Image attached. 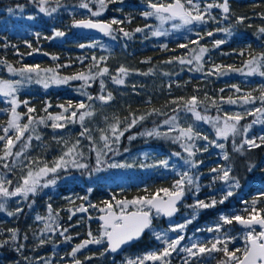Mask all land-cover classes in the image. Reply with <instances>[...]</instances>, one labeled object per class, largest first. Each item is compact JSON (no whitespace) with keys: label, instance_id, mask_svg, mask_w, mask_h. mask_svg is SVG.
Returning a JSON list of instances; mask_svg holds the SVG:
<instances>
[{"label":"trees","instance_id":"16d2710c","mask_svg":"<svg viewBox=\"0 0 264 264\" xmlns=\"http://www.w3.org/2000/svg\"><path fill=\"white\" fill-rule=\"evenodd\" d=\"M54 1L48 0V3ZM62 1L67 2L68 0ZM24 2H31V0H0V80L7 79L9 65L18 69L23 65L37 64L46 69H53L60 76H71L79 72L93 74L99 64L96 59L93 60V57L96 58L99 50L89 46L88 41L94 36L103 39H107L109 36L86 34L73 27L74 21L84 18L109 22L111 17L115 16L116 19L123 21L119 25H114L113 28L116 29L117 35H122L123 40H126L124 45L125 61L135 70L143 73L155 66L158 68L168 63L167 61L173 62L185 57L187 53L195 56L199 53L200 47L209 49L202 57L203 63L221 65L225 70L229 66L235 69L246 68L245 61L252 55L264 52V34L259 32V28L264 27V0L229 1V13L225 14L221 9L215 8L214 15L218 16L217 20L201 23L199 27L185 31L186 34L183 33L182 36L168 38H156L149 36L147 32H135L137 27L144 30L149 28L153 21L150 17L145 18L141 15L144 0H114L110 3L106 0V8L98 17H93L91 14L85 17L79 12L71 14L64 11L44 14L34 9H32L35 11L34 14L30 16L29 11L23 12L17 8ZM84 2L89 3L92 11L98 10L99 6L95 0H85ZM220 2L221 0L218 1V3ZM9 8L12 9L11 12L8 11ZM225 16H227L226 19ZM237 17L245 19L242 23H238ZM222 23L231 29V35L225 39V43L216 48L213 47V42L219 40L218 29L222 28ZM119 28L130 32L131 37H125L118 30ZM53 30L63 31L65 36L49 39V37H53ZM209 31L213 32L212 36L203 34ZM191 40L198 41V43H191ZM180 42H183L187 47H180ZM29 44L31 47L28 46ZM81 44H84L85 47L81 48ZM190 46H196L195 51L190 50ZM34 49L37 51H33ZM241 52L244 54L241 55ZM29 53L32 54L29 55ZM107 65L110 67V73L115 74L111 68L113 63L108 61ZM197 67H201V65L197 64ZM202 68L207 69L203 66ZM232 72L218 78L215 76L202 77L201 72L196 70L180 72L175 69L167 73L166 77H157L158 87L154 89L153 93L130 92L129 97L124 98L118 104L119 116L124 119V122L119 125L120 130L126 128L134 117L145 116V119L125 131L124 135L120 137L119 143H116L114 139L109 143L105 158L99 165V171H96L98 167L97 151L86 133L82 137L90 145L88 153L87 155L83 154L77 162L86 164L87 168L80 169L67 165L66 168L59 169L57 173H50L43 177L41 181L51 177L61 178V181H57L49 187H42L41 184L37 193L29 194L27 200L19 197L20 205L16 208H22L23 211L18 214L9 216L8 213H15L16 208L12 209L9 204H5V210L0 211V220L4 219L0 222V241L9 240V244L0 248V264H69L74 259L69 255L72 248L88 239L89 231L95 236L99 235L101 222L98 215L101 213L100 208L105 207V201L112 204L113 208L119 212L120 209L116 207L117 200L130 201L155 193L161 188L170 189L173 183L180 178L177 173L188 171L194 178L198 177L195 183L200 188L198 192L194 188L186 191V196L179 205V214L171 219V221L177 220L186 211V204L194 203L196 199L210 202L212 197L219 199L223 192L229 190L228 184L219 179H213L218 174L211 171L213 168L227 167H231L230 176L238 179L240 186L232 190L233 196L229 197L224 204L218 203L214 208L200 210L196 219L187 225V232L195 231L196 228H215L217 224H220V232L199 231L203 234L202 242L207 243L216 237L223 238L224 235H227L235 238L228 243L230 250H235L238 245L242 249L245 246V240L241 237L243 230L237 228L235 222L231 225L222 224L219 217L221 214L246 215L245 209L251 207V201L264 192V144L251 150L247 145L243 146L241 152L234 150V145L240 147L245 137L255 138L259 135L254 129L243 133L242 128L247 119H242L238 125L241 128V134L230 135L227 139H223V153L212 145H208L207 151H200V154L194 158L199 162L198 166L190 168L188 165L177 164L179 160L173 153L181 152L183 139L176 140L175 137L179 135V132L169 131L164 124L165 120L173 117L177 109L162 106L171 97L188 101L193 96L199 99L207 92L220 98H232L248 92H251L252 95L260 94L261 89H264V84L260 85L256 78L242 81L232 77ZM109 76L110 74H107V77ZM74 83L83 85L95 97L100 95V84L97 77L90 85H86L81 80L69 81L67 84ZM233 85L239 87L241 91L237 93L232 87ZM16 98L21 102L28 101V106L36 109L30 115L39 119L40 117L46 118L49 113L59 114L62 109L58 105L67 107L69 102H75L80 98V95L63 87L47 90L36 87L18 92ZM49 104L51 106L45 112L44 109ZM205 107L206 105L199 101L196 110L202 116L212 118L220 114V111L214 110L212 107L210 110ZM10 109V101L0 97V135H4L3 128L7 126V121L10 118ZM17 111L22 114L21 123H27V115H25L27 107L20 103ZM50 124L51 121L47 119H45V124H36V132L25 135H32L37 143L32 144L31 140L22 139L17 142L13 151H21L25 142L29 145L26 149H38L39 152L42 151V145L56 143L59 140L57 133L59 129H52ZM76 124L80 128L77 122ZM206 126L210 128L209 124ZM154 128L161 133H167V136L141 135V133ZM64 130L67 135L72 137L75 135V131ZM82 132L83 130H81ZM9 135H14V133L9 132ZM35 135H39L40 140L35 139ZM130 136H135V139L129 140ZM257 143L260 141L257 140ZM73 145L74 143H71V146ZM2 147L3 142H0V148ZM225 153L228 156L227 160L224 159ZM2 154L0 151V155ZM12 159L13 157H9L7 161L0 162V170L7 173L9 180L12 181L10 185L8 184L10 190L21 183V177L24 175L15 167L10 168ZM161 159L168 161V167L157 163ZM174 159L176 160L173 162ZM113 160L126 166L109 168L104 171L105 162ZM4 163L9 166L5 168ZM250 166L252 167L251 171H249ZM70 174L71 176L67 177ZM72 197H76L73 203L68 202ZM72 204H78L76 211L68 208ZM49 205H51L52 214L56 217V224L52 225L54 231L46 236L40 234L41 229L45 226L36 217L43 214L49 216ZM80 207H84L87 211H78ZM257 207L264 208V200L258 201ZM216 212L220 214L217 215ZM169 223L170 219L161 217L154 219V227L168 228ZM65 228L68 231L64 233V236L72 237L70 241H66L64 236L60 235ZM10 230H16V241L10 240L12 234ZM41 238L46 241L43 245L40 244ZM161 243L155 238L153 231L148 230L139 241L127 250L132 253H141L157 248V251H160V246H163ZM20 244H23L24 247L20 252H17L15 248ZM104 247L105 243L90 244L77 252L75 259H79L81 264H114V259L110 260L112 255H100ZM180 255L181 253L173 252L170 264H183V259L187 256L181 258ZM87 257L91 258L87 259ZM221 259H223V253L214 252L199 259L198 264H218ZM146 264H152V262L149 261Z\"/></svg>","mask_w":264,"mask_h":264},{"label":"snow or ice","instance_id":"6c2138e0","mask_svg":"<svg viewBox=\"0 0 264 264\" xmlns=\"http://www.w3.org/2000/svg\"><path fill=\"white\" fill-rule=\"evenodd\" d=\"M32 3H37L39 6V11L45 14H50L49 10L45 7L48 3V0H31ZM98 4V10L92 11L89 8V3L84 2L81 0L80 7L88 9L91 12L93 17H98L101 15L102 11L106 8V0H95ZM107 2H114V0H107ZM55 3L59 5L60 0H55ZM187 5V6H186ZM21 9L23 6H18ZM148 8L150 11H144L141 13L142 16L145 18L155 16L158 20L163 23L165 20H175L179 19L182 24L181 25H173V27H181L182 25L193 24L194 22L197 23H206V14L208 18L215 19L211 17L209 9L212 8H219L222 10L223 13L227 14L230 11L229 8V0H222L220 3H210L207 4L203 11H201L199 4L196 0H172L170 3H163V2H152L149 0ZM9 12L12 11L11 8L8 9ZM56 8H52L51 12H55ZM31 18V17H29ZM225 19L227 16L224 17ZM244 17H237V22L242 23ZM123 23V21L113 18L109 22H101V21H93L92 19H82L76 20L73 22V27L77 28H85V29H96L105 35H111L113 31L116 29L113 28L114 25H119ZM145 27H148L145 25ZM120 32L123 33L125 37H131V33L124 31L123 28L118 29ZM144 29L137 27L135 32H143ZM218 31L225 32L229 36L231 32L228 29H218ZM259 32L264 34V27L259 28ZM165 32L162 31H153V36H160L165 35ZM39 35V33H37ZM208 36H212L213 32L209 31L206 33ZM65 33L59 30H53V37H63ZM202 39V37H201ZM191 43H198V41H191ZM225 43L224 40H215L213 42V47L218 48L221 44ZM31 47V44L28 45ZM94 46V45H89ZM81 48L85 47L84 44L80 45ZM180 47L186 48L187 45L181 44ZM33 51H37L34 49ZM195 51V50H193ZM209 49L206 47H200L199 53L194 56L198 65H201L202 57ZM32 53H29L31 55ZM241 55L244 53L241 52ZM47 55V53H45ZM56 59V57H53ZM96 58L93 57V60ZM101 59H104L101 57ZM171 63L172 61H167ZM180 64H191L192 60H185L183 58H179ZM59 67V66H58ZM202 67V65H201ZM201 67H197L196 71H200ZM245 67H247L248 71L246 75H253L259 74L260 76L264 77V52L260 53L259 55H252L250 59L245 61ZM8 71L13 74H17L21 77V80L16 81H8V80H0V95L5 97H11L10 104V118L7 121V126L3 128L4 135H0V142H3V147L0 148L2 151V155H0V162L7 161L9 157H19L21 156V151H13L16 147L18 141L25 139L26 141H30L33 139L32 135H25L26 133H35L36 128L34 125L36 124H45V119L51 121L50 127L52 129H60L64 128L66 124L64 122H75V118L78 117L79 121L83 122L86 117H90L93 115V112L87 111L90 105L85 104L84 102H80L76 104L74 107L76 110L71 111L70 115H65V113L69 112L70 108H73L71 102L68 103V106L65 107L64 105H58L62 109L61 113L53 115L49 113L47 117H40L37 119L36 117L30 115L36 111L35 108L28 106V101H18L15 93L18 90V86L22 85L24 81L31 82L33 80V76H35V82L41 84L45 89L49 88L51 85H61L67 84L71 80H81L87 84L89 79H94L95 77L92 75H86L83 72H79L73 74L71 76H60L56 73L53 69H41L40 65H23L20 68H13L11 65L8 66ZM232 71H242V69H235L232 67H228L226 70L221 65H215L213 69L209 70L207 73L208 75H212L214 72L218 73L219 75H226L228 72ZM45 73L42 75L41 73ZM50 73V75H48ZM108 73V69L102 68L96 73V75L103 76ZM119 73L121 76H126L128 74V70L124 67L119 69ZM113 80L117 84L124 83L122 78L113 77ZM101 90H104V82L101 81ZM83 87V85H82ZM237 93L241 91L239 87L236 85L232 86ZM223 91V89H221ZM82 95H86L89 101H92L94 98L87 94L81 93ZM111 93H108L107 96L99 95L96 99L100 100L103 103H107L112 99ZM259 101L262 105H264V89H261L260 96L258 97ZM239 100L243 104H253L257 100V97L253 96L251 92L245 93ZM20 103H23L25 107H27V123H21L22 114L17 111V107ZM199 101L197 97H191L185 107L188 111H190L196 120L200 121L203 120L206 123H212L213 128L215 129V133L217 138L227 139L230 135L236 136L241 134V128L238 127L240 121L245 118V115H256V113H264V106L256 108L254 111H248L244 114L235 113V114H226L223 117V121L221 123V118L216 117L210 119L207 116H202L199 112H197L196 108ZM215 103V102H213ZM227 103L229 104H236L237 100H233L231 97L228 98ZM51 105H46L44 111L47 112L48 107ZM155 111V110H154ZM151 115V113H149ZM145 116H140L138 118H133L130 123L127 124V127L123 130H120L119 124L120 121L117 120L115 124L110 125V131L113 134L114 140L116 143H119L120 137L124 135L125 131H128L130 128L135 126L139 121L144 120ZM175 117L170 118L169 120H165L164 124H173L175 121ZM256 123H264V120H253L252 124ZM251 128V124L244 125L242 128L243 133H247ZM12 131L14 135H9V131ZM169 131H178L179 135L175 137L176 140H182L187 138V140L192 141L194 139H203L208 141V144L203 147V151L208 150V145H215L217 148L223 149L224 144L216 143L215 140H209L207 136L201 137L198 132H195L192 126L187 128H180L178 125L173 124L172 127L169 128ZM88 132V129H84L81 133V136H84ZM141 135L145 136H156L159 137L161 135L167 136V133H161L157 129H152L150 131H146L141 133ZM39 135H35V139L40 140ZM91 139V137H89ZM101 139L105 141V147L108 148V137L102 135ZM135 139V136H130L129 140ZM257 140L260 143H257ZM67 143V142H65ZM79 144V141L76 142L72 147L68 148L67 151L63 153L58 159H56L52 166H48L47 163L44 164L43 167H39L37 171H32L29 169L25 175L21 177V183H19L14 190H10L8 187H5V183L11 184L12 181H5L3 177H0V198H12V197H23L27 200L29 194L35 195L38 191V188L41 186V179L43 177L48 176L50 173L55 174L61 168H66L67 164L69 163L65 158L73 156L76 151V147ZM262 144H264V135L255 138H248L245 137L241 143L240 147H236L234 145V150L237 152L243 151V146L247 145L248 149H255L259 148ZM28 143H24L22 145L23 149L28 147ZM184 151L188 153L189 157L195 155L193 148L195 147L194 144H185L182 145ZM111 150V149H109ZM200 149H197L199 151ZM127 151V150H126ZM82 156L83 154L80 153ZM173 155L180 156V153H173ZM224 159L227 160L228 156L227 153L224 154ZM72 164L80 169L87 168L88 166L83 163H78L75 159H73ZM97 169L99 171V165L102 163L101 161V153L97 152ZM14 163V162H13ZM30 163L39 164L38 160L30 161ZM164 167H168V161L162 160L159 162ZM186 165H189L190 168H196L198 166L197 161H193L191 159L184 160ZM9 165L4 163V167L7 168ZM109 167H125L126 165L123 164H110ZM130 166V165H128ZM252 170V167H249V171ZM212 172L217 173L218 175L213 179H219L226 184H228L229 190L223 192L221 197L217 199L216 197H212L210 202H206L205 200L196 199L193 204L185 205L188 209H191V214L188 218L184 220L183 223H175L171 222V218L179 211V205L182 203L183 198L185 197L186 191L195 189V191H199L200 186L195 183V180L198 177H193L189 174L188 171L183 173H177L179 175V179H177L171 188H161L158 189L155 193H151L145 196L137 197L133 200H117L116 207L120 209L119 213L114 211L113 205L108 203L107 201L104 202L105 207L100 208V212L104 213L99 217L100 221H102L99 229V236L93 235L91 231L88 232V239L83 240L81 243L76 245L72 248L69 255H71L73 259V264H81V261L75 259L76 253L79 252L81 249L86 248L90 244L100 245L102 243L107 244V247L104 249L103 252L100 253L103 256L106 252L116 253L118 250L122 248L123 245L130 244L136 240H139L142 235L148 231H153L155 238L158 241H161L165 247L160 251H151L143 256L136 257L135 259H128L126 264H146V262H152V264H170L169 257H171L173 252H182L186 253L187 257L183 259V264H198L199 258L211 254L214 252H221L223 253V259L218 261V264H264V208L257 207L258 201L264 200V192L260 193L255 199L251 201V207L246 208L244 214H234V215H224L221 214L219 217L220 222L224 225H231L235 222L238 225L243 226L244 228L248 229V231L244 234L245 246L241 248H237L235 250H230L228 247V243L231 242L233 237H229L224 235L223 238L216 237L213 240L205 242H196L193 241L190 246H181V242L185 240V235H183L184 229L187 225L191 224L193 220L196 219L197 213L199 210L211 209L214 208L218 203L224 204L225 201L228 200L229 197L233 196L232 188H238L240 186L239 180L235 177L230 176L231 167L227 168H213L211 169ZM230 181H232L230 183ZM55 179L48 180L45 182L42 187H48L49 184H54ZM91 192V189H89ZM163 193V195H161ZM87 199V197H85ZM19 202V201H18ZM247 203V202H245ZM129 205H131L135 210L134 211H127ZM91 207H95L94 205H90ZM5 210V202L0 200V211ZM49 216L47 220L49 223L45 224V229L42 231H51L52 225L56 224V217L52 214L51 205L48 206ZM23 209L17 207L15 213L9 212L8 215H14L22 212ZM80 212H86L87 209L84 207H80L78 209ZM58 215V214H57ZM167 217L170 219V224L167 230L164 231H155L154 230V219L159 217ZM37 220L44 219L40 216L36 217ZM71 219V216H69ZM257 226L259 227V231H257ZM220 224H217L215 228H208L207 231L209 232H220ZM11 231V241L17 240L16 230ZM68 229L65 228L60 235L64 236V233L67 232ZM197 231H200L199 229ZM169 232L173 233H181L176 235L174 238H170L168 236ZM27 239V237H25ZM66 241H70L72 237L64 236ZM191 239V238H189ZM46 241L41 238L40 244L43 245ZM9 244V240H2L0 241V248ZM210 245V246H209ZM24 245L20 244L17 245L15 250L20 252L23 249ZM239 253V255H238ZM91 257H87L90 259ZM25 259H28L25 257Z\"/></svg>","mask_w":264,"mask_h":264},{"label":"rangeland","instance_id":"374dc122","mask_svg":"<svg viewBox=\"0 0 264 264\" xmlns=\"http://www.w3.org/2000/svg\"><path fill=\"white\" fill-rule=\"evenodd\" d=\"M65 1H67V0H65ZM88 1H90V0H88ZM80 3H81V0H68L67 2H63L62 0H60L59 5H57L54 1L52 3H47L45 5V7L49 10V13H60V12L64 11V12H68V13L73 14L75 12H79V13L85 15V17H87L89 14H91V12H89L88 9L81 8L79 6ZM206 3L210 4V3H218V2H213V1L208 0V1H206ZM21 5L23 6L22 9L20 7H17V8L23 12L29 11L30 16H32L35 12L32 9L39 11V6L37 3L24 2ZM142 7H143L142 8L143 12L147 11L149 9L148 4H147V0H144V4L142 5ZM145 7H146V10H144ZM52 8H56V11L51 12ZM204 8L205 7H200L201 11H203ZM214 9L215 8H212V9H209L208 11L210 12L211 17H213L215 19L208 18L207 14H206V20L207 21L213 22L212 20H217L218 16L214 15ZM148 11H150V9ZM113 18H116V17L112 16L111 20ZM150 18L153 20L151 23V26L149 28L145 29L143 32H147L149 34V36L156 37V38H161V37L168 38V37H174V36H176V37L182 36L183 33L186 34L185 31H191L192 28L199 27L201 25V23L194 22L193 24L182 25L181 27H173V25H181L182 22L179 19H175V20H165L163 23H161V21L158 20L155 16L150 17ZM208 19H211V20H208ZM221 22H223V21H221ZM221 29H228L231 32V29L227 28L224 23H222ZM157 30L165 32L166 34L160 35V36H153L152 32L157 31ZM112 33L113 34H111V35H105V36H109V38H107V39H103L102 37H97V36L91 37L89 39L88 45H94L92 47L97 48L99 50L97 53V56H96V60H97V62H99V64L95 68V72L93 74L86 73V75H92L95 78L97 77V80L99 81V84H100V86H99V94L100 95L107 96L108 93H111L113 98L110 101H108L107 103H103L100 100L96 99V97L93 96V94L90 92V90L86 89L85 87H82L80 84H77V83L51 85L47 89L63 87L68 91H73V92H76L78 95H80V98L78 100H76L75 102H72L73 108H70L69 112L65 113L66 116L70 115L71 111L76 110L74 106L80 102H84L85 104L90 105V107L86 110L93 112V115L90 117H86L83 122L79 121L78 117L75 118V122H64L66 124V126L64 128H60L57 131L59 140L56 143L54 142V143H48V144L42 145V151H40V152L38 149H36V150H34V149H32V150L22 149L21 150V153H22L21 156H19V157L13 156V159L11 160V164H10L11 169H13V167H15V169H18L22 174L25 175L29 169H31L32 171H37L38 168L43 167L45 163H47L48 166H52L53 162L56 159H58L60 156H62L63 153L65 151H67L68 148L72 147L71 143L76 144V142L79 141V144L77 145L76 151L73 154V156L65 158L69 162L67 164L68 166L75 167L71 161L73 159L78 161L81 158L80 153L87 155L88 147L90 146L89 143H86L85 140L83 139V137L81 136V130L84 131L85 128L88 129L87 135H88V137H91L90 140L92 142V145L95 147L97 152L101 153V160H103L105 158V152H106L107 148L105 147V141L101 139V136L104 135V136L108 137V145L114 139L113 134L110 131V125L115 124L117 122V120L120 121V124L124 122V119H122L119 116L120 108H119L118 104L121 103L124 98L129 97L130 92L131 93H139V94H141L140 91H144L145 93H149V92L153 93L154 89H156L158 87V84L156 82L158 76L166 77L167 73H170L171 71H173L175 69L179 70L180 72H183L186 70L194 71L197 69V63H196V60L194 59V56H192L191 53H187L185 55V57H182V58L185 60H192L191 64H188V63L180 64L179 59H177L171 63H166L164 65H161L158 68L156 66L153 68H150L149 70H147L146 73L137 71L125 61V58H124L125 46L124 45H125L126 40H123V36L117 35L115 31H113ZM203 34L206 36V32H204ZM218 35H219L218 36L219 40H224V41L229 36L228 34H226L225 32H222V31H219ZM191 41H193V40H191ZM181 44H184V43L180 42V45ZM195 47L196 46H190L189 49L194 50ZM101 57H103L104 59H101ZM108 61L113 63L111 68L115 71V74L110 73V67H109V65H107ZM34 65H37V64H34ZM201 65L203 67L207 68V69L202 68L200 70L202 77L215 76V77L221 78L223 76V75H219L218 73H215V72L212 75L207 74L209 72V70L213 69V67L215 65L203 63L202 61H201ZM40 67H41V69H46V68L42 67L41 65H40ZM105 67L108 69L107 74H110L109 77H107V74H105L103 76L96 75V73L99 71V69H102ZM121 67H124L125 69L128 70V74L126 76H121V74L119 73V69ZM160 69H161V71H160ZM7 71H8V69H7ZM247 71H248V69L246 67V68H243L242 71H240V72H237V73L232 72L231 75H232V77L239 78V80H242V81H250V79L254 77L258 80L260 85L264 84V77L260 76L259 74L246 75ZM41 74L45 75V73H43V72ZM48 75H50V73H48ZM113 77L122 78L124 83H122V84L115 83L113 80ZM35 79H36L35 76H33V80L31 82L24 81L22 83V85L18 86V90L15 93V96L18 92H20L22 90H28V89H32V88H36V87H40L42 89H45L41 84L36 83ZM94 79H89L87 81L86 85H90ZM5 80L16 81V80H21V77L17 74H13V73L9 72L7 79H5ZM71 81H76V80H71ZM101 81L104 82V90L103 91L101 90V83H100ZM141 82H142V84H141ZM81 93H87V94L91 95L94 99L92 101H89L87 99V96L82 95ZM241 96L242 95H239L238 97H232L233 100H237V103L236 104H229V103H227L228 97L220 98V97L214 96L213 94H209L206 92V93H204V95L201 98L198 99V101H200V103L203 102L206 105L205 109H207V110H210V108L212 107L214 110L220 111V114L215 115L213 118L220 117L221 123L223 121V117L226 114H229V115L235 114V113L244 114L248 111H254L256 108L264 106L261 104V102L258 99L260 94L253 95V96L257 97V100L253 104H243L239 100V97H241ZM0 97H3L4 99H6L8 101L11 100V97H5L3 95H0ZM213 102H215V103H213ZM186 103H187V101H185L184 99H178V98H172L171 97L170 100L165 102L164 104H162V106L164 108L177 109L175 114H173V117L176 118L175 121H173V124L178 125L180 128H187L189 126H192L194 131L198 132L201 137L207 136L209 138V140H215L216 143H222L223 144V139L217 138L216 133H215V129L213 128V126H211L212 123H206L203 120H200V121L196 120L195 117L193 116V114L186 109V107H185ZM197 112H199V111H197ZM59 113H61V111ZM203 116H205V115H203ZM207 117L212 119V117H210V116H207ZM244 119H247V121L244 122L245 125L251 124V128L249 129V131H251V129H254L255 132L257 133V135H259V136L264 135V123L252 124V121L256 120V119L264 120V113H256V115H245ZM76 122L79 124L80 128H78ZM173 124H166L167 129L172 127ZM208 124H209L210 128H207L206 125H208ZM34 126L36 128V125H34ZM64 129H66L68 131H71V130L75 131V135L72 137L69 134L68 135L65 134ZM9 132H12V131L10 130ZM71 138H72V140H71ZM31 141H32V144L37 143L34 139H31ZM65 142H67V143H65ZM185 144H194L195 145V147L193 148V151L195 152L194 156L189 157L188 153L184 151V148L182 147V145H185ZM207 144H208V141H205L203 139H194L192 141H189V140H187V138H184L182 145H181L182 150H181V152H179L180 156H176V158L179 160L177 162V164L186 165L184 163V160H186V159H191V160L195 161V159H194L195 156H198L200 154V151H202L203 147ZM212 146L214 148L218 149L221 153H223V149L217 148L215 145H212ZM197 149H200V150L197 151ZM36 160H38L40 163L39 164L30 163V161H36ZM175 160L176 159H174L173 162ZM161 161H162V159H161ZM159 162H157V163L159 165H161ZM113 163L119 164V162L117 160H113L111 162H105L104 171H107L109 168H113V167L108 166V165L113 164ZM69 176H71V174L68 175L67 177H69ZM0 177H3L5 181H9L8 174L3 172L2 170H0ZM51 179H55V182L61 181V178L51 177L50 179L41 181V184L43 185L45 182H47L48 180H51ZM231 182L232 181H230V183ZM50 185L51 184H49V186ZM5 187H8L7 183H5ZM15 187L16 186L13 187V190ZM234 189L235 188H232L231 190H234ZM75 199H76V197H72L71 199L68 200V202L73 203V201ZM0 200H3L5 202V204H9L12 209H15L16 206L20 205V203L18 202L19 197L7 198L6 200H5V198H0ZM241 202H244V200H241ZM188 204H193V203H188ZM188 204H186V205H188ZM129 206L130 207H128V208L134 209L131 205H129ZM77 207H78V204H75V205L72 204V205L68 206V208L72 209L73 211H76ZM216 213H217V215L220 214L219 212H216ZM190 214H191V209H188L186 207V211L182 214L181 218H178L177 220H172L171 222L183 223L184 220L190 216ZM38 216L44 218V219L39 220V222L42 225L45 226L46 223H49V221L47 220L48 215L43 214V215H38ZM2 221H4V219L0 220V222H2ZM44 229H45V227L41 229L40 234H43L46 236H48L50 232L54 231L53 227H52L51 231H47V230L42 231ZM167 229L168 228H161L158 226L154 227L155 231H164ZM198 229L200 231L201 230L207 231L208 227L196 228L195 231H190V232H187V227H186L182 233L183 235H185V240L181 242V246H190L193 241L201 242L202 238H203V234L199 233V231H197ZM259 230L260 229L257 228V231H259ZM247 231H248V229L243 230V233L241 234L242 238H244V234ZM178 234H181V233L169 232L168 236L170 238H174ZM189 238H191V239H189ZM161 244L163 246H160V250H162L165 247V245L163 243H161ZM92 245H95V244H92ZM237 248H240V245L235 247V249H237ZM151 251H157V248H153L151 250H147V251H144L141 253H132V252H129L128 250H126L118 256L111 257L110 260L114 259V264H126V261L128 259H135L136 257L143 256V255H145ZM177 253H181V255H180L181 258L183 256H187L186 253H182L179 251H177ZM70 257H72V256L70 255ZM201 258H199V259H201ZM168 259H169V262H172L171 257H169ZM70 263H73V259Z\"/></svg>","mask_w":264,"mask_h":264},{"label":"water","instance_id":"95a60500","mask_svg":"<svg viewBox=\"0 0 264 264\" xmlns=\"http://www.w3.org/2000/svg\"><path fill=\"white\" fill-rule=\"evenodd\" d=\"M84 19H89V18H84ZM78 20H82V19H78ZM93 21H101V22H108V21H105V20H93ZM76 29L77 30H79V31H81V32H83V33H86V34H96V35H100V36H104L105 34L104 33H102V32H100V31H98V30H96V29H85V28H77L76 27ZM184 199V198H183ZM179 207V206H178ZM135 209H130V210H127V211H134ZM114 211H116V210H114ZM117 213H119L118 211H116ZM179 212V211H178ZM178 212L176 213V214H174V216L173 217H176L177 215H178ZM101 215H104V213H100L99 214V216H98V218L101 216ZM172 217V218H173ZM161 218H163V219H169V218H167V217H163V216H161ZM99 221H100V219H99ZM101 223H102V221H100ZM235 225H236V227L237 228H239V229H246V228H244L243 226H241V225H238V224H236L235 223ZM257 228H259L258 226H257ZM145 234V233H144ZM143 234V235H144ZM142 235V236H143ZM142 238V237H141ZM140 238V239H141ZM139 239V240H140ZM139 240H136V241H134V242H132V243H130V244H127V245H123L122 246V248L120 249V250H118L116 253H111V252H106L104 255H114V256H118V255H120V254H122L127 248H129V247H131L132 245H134L137 241H139ZM107 247V244H106V242H105V248ZM104 248V249H105ZM104 249H103V251H104ZM71 264H73V263H71Z\"/></svg>","mask_w":264,"mask_h":264},{"label":"flooded vegetation","instance_id":"af4514ba","mask_svg":"<svg viewBox=\"0 0 264 264\" xmlns=\"http://www.w3.org/2000/svg\"><path fill=\"white\" fill-rule=\"evenodd\" d=\"M206 1H208V0H196V2L199 4L200 7H205L207 4ZM209 1L218 2L219 0H209ZM229 1H232V0H229ZM152 2L170 3V2H172V0H152ZM221 2H222V0H221ZM148 3H149V0H147V4ZM216 11H218V10H216Z\"/></svg>","mask_w":264,"mask_h":264}]
</instances>
